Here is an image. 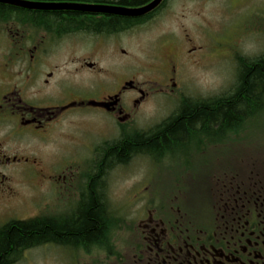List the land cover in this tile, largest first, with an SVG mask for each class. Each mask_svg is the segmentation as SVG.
Wrapping results in <instances>:
<instances>
[{"label":"rangeland","instance_id":"obj_1","mask_svg":"<svg viewBox=\"0 0 264 264\" xmlns=\"http://www.w3.org/2000/svg\"><path fill=\"white\" fill-rule=\"evenodd\" d=\"M11 13L5 11L0 16V62L7 61L10 67L24 66L25 60H30L27 50L26 53L22 50L30 47L28 41L50 40L45 33L33 30L27 32L22 26H16L24 22L17 15L19 12ZM17 40L19 42L15 43ZM57 40L46 50L47 60L65 62L73 56V49L81 53L92 47L94 53L99 49L105 51L104 47L108 48L106 43L110 42L103 44L90 38L81 41L75 38L73 42L66 36ZM116 44L127 48L129 56L135 59L124 60V66H128L129 62L132 70L137 72L136 80L148 86L155 98L143 107L145 116L140 119L142 124H139L153 123L181 105L177 101V93L166 97L158 92L157 81L171 82V79L166 80V74L178 82L174 86L183 94L219 96L231 90L237 71L236 56L253 57L264 52V0H166L152 22L127 32ZM192 47L199 48L188 54V49ZM94 53L90 54L102 59L99 64L101 70L109 68L110 74L120 63L119 60L104 59L106 54ZM174 64L177 72L173 77L169 72L173 71L171 66ZM65 67L61 65V69ZM117 76L112 74V89L116 87ZM85 78L95 83L98 76L90 73ZM71 79L73 81V77ZM89 118L94 119L90 114L82 113L77 118L79 121L68 119L58 124L61 131L55 134L59 138L57 144L51 141L44 144L30 133L14 137V146L30 159L12 163L16 171L10 173L9 194L6 195V190V197L0 198V225L7 220L64 214L69 210L76 190H84L85 173L92 165L89 146L93 137H97L98 123L94 124ZM241 124L239 128L236 127L238 129H231L234 131L229 130L221 140L206 142V147L202 144L210 159L206 173H212V178H215L214 174L227 173L225 170L235 164L241 168L239 163L242 159H247L245 162H250L254 171L264 172V111L254 118L244 119ZM12 126L11 121L0 127V135ZM111 134L110 130L108 135ZM188 147L184 149L185 152L179 149L164 151L158 163L151 161L152 154H149V158L139 155L105 170L110 207L118 219L108 230L105 244H93L90 251L79 247L68 249L55 244H42L23 250L14 264H131V249L135 241L131 226H135L147 200L161 199L166 195L158 194L153 187L167 192L173 186L176 189L179 185L193 188L203 183L197 170L200 168L198 159L190 164L185 160H177L180 166L170 161V153L176 159L183 156L177 157L180 153L196 152L194 148ZM61 152L65 156H61ZM190 165V169H196V173L182 168ZM173 195L169 193L167 197ZM178 195L181 200L183 195L196 203L201 200L198 188Z\"/></svg>","mask_w":264,"mask_h":264},{"label":"flooded vegetation","instance_id":"obj_2","mask_svg":"<svg viewBox=\"0 0 264 264\" xmlns=\"http://www.w3.org/2000/svg\"><path fill=\"white\" fill-rule=\"evenodd\" d=\"M30 1L139 7L150 0L139 5L123 4L120 0ZM164 3L165 0L162 4L160 3L161 5L159 4L160 7L158 5V8L155 7L138 17L76 10H10L9 13L20 12L25 16L21 19L24 24L16 26H22L27 32L33 30L45 33L50 41L43 39L28 41L30 47L22 50L25 53L27 50L30 60H25L24 66L10 67L7 61L0 62V127L13 122L10 130L0 135L1 199L9 194L10 173L16 171L12 168V163L30 159L14 146V137L30 133L45 142L44 144H49L50 141L52 144H57L59 138L55 134L57 131H61L58 124H62L68 119L79 121L77 119L79 115L86 113L94 119L98 118L96 121L92 118L89 120L94 124L98 123V130L101 131L97 130V137H93L94 140L90 142L92 165L84 177V190L86 191L82 188L76 190L72 206L63 213L65 216H69L77 211L84 195L88 193L89 178L95 175L103 178L100 183L103 187L107 208H110L105 180L107 174L104 169H102V173H97L101 172L100 164L108 159L110 150L115 149L120 142H127L132 137L144 135L153 127L172 118L184 101L205 102L207 97H216V95L183 94L174 86L178 82L173 81L172 77L168 78L166 74V80L171 79V82L157 81L158 92L166 97L174 96L177 93V101H180L181 105L153 123L140 125L142 124L140 119L145 116L143 107L155 98L148 86H144L142 82L136 80L137 72L132 70L129 62L128 66H124V60L135 59L129 56L127 48L120 47L116 42L125 37L127 32L143 28L152 22ZM33 12L46 14L74 12L76 20L81 21V24L72 29L57 30L30 18L31 16L28 14ZM108 16H115L120 21L107 28L102 26L95 29L93 27L96 21L103 20ZM63 36L69 37L73 42L75 38L78 41L90 38L103 44L110 41L106 43L108 48L104 47L105 51L99 49L95 53L106 54L104 59L107 60L120 61L112 72L114 75H119L116 80L114 79L116 87L112 89V74L109 73V68L105 67L108 69L104 71L99 66L102 59L90 54L94 53L93 47L90 50H85L84 53L75 52L73 49V56L65 62L47 60L46 50L49 45L56 44L57 38ZM18 42L19 40L15 41V43ZM198 48H189L187 53L190 54L191 50H198ZM61 65H66V67L61 69ZM67 66L70 68L67 69ZM171 68L173 71L169 73L174 77L177 67L174 64ZM90 73H95L98 76L96 86H94L96 82H90L88 78H85ZM154 103L156 104V102ZM110 130L112 134L108 135ZM98 133L101 137L98 136ZM220 138L222 136L214 138L204 136L198 139L202 143L191 142L189 147L194 148L196 151L194 153H184V149L187 148V145H184L179 149L184 152L178 154L177 157L183 156L176 159L172 157L171 153L169 154L170 161H173L175 166H180L177 160H185L189 164L199 160L200 168L197 170L203 178V183L193 188H198L201 200L196 203L190 200L187 195H183L182 200L180 199L178 193L192 190L190 185L187 188L184 185H179L181 190L173 186L171 191L167 192L159 191L154 186L153 188L158 191V194L166 193V195L161 199L158 197L157 200H147L135 226H131V234L135 239L131 249V264H264V172L254 171L252 164L245 162L247 159L241 161L240 158L241 168L235 164L225 170L227 173L223 174L224 176L214 174L215 178H212V173L210 175L206 173L210 166V159L202 146L206 147V142H217V140H221ZM74 154L72 153V155ZM139 155L147 158L150 156L141 152H133L127 156V159ZM61 156L65 155L61 152ZM161 156L162 153H153L150 159L159 162L158 158ZM69 157L71 158V156ZM253 166L255 165L253 164ZM190 167L191 165L182 168L185 171L196 173V169L191 170ZM6 190L5 195L4 191ZM169 193H174L173 197H167ZM184 197L186 200H183ZM7 222L8 220L3 224ZM109 229L106 231L108 232Z\"/></svg>","mask_w":264,"mask_h":264},{"label":"trees","instance_id":"obj_3","mask_svg":"<svg viewBox=\"0 0 264 264\" xmlns=\"http://www.w3.org/2000/svg\"><path fill=\"white\" fill-rule=\"evenodd\" d=\"M147 1L120 0L127 5H139ZM163 2L164 0L161 4ZM10 10L17 11L14 7L0 4V15L4 11L9 13ZM17 15L25 17L20 12ZM28 15L37 22L62 31L81 24V21L76 20L74 12H33ZM118 21L119 18L108 16L96 21L93 27L107 28ZM236 59L237 71L230 91L216 97H207L205 102L184 101L172 118L153 127L144 135L120 142L115 149L110 150L108 159L100 164L101 172L97 173H102V169L105 171L107 168L124 164L127 156L133 152L159 154L183 148L191 142L199 144L198 139L204 136H226L229 130L239 128L244 119L254 118L263 112L264 52L255 57L236 56ZM101 179L103 178L98 175L89 178L88 193L84 195L73 215H38L28 219L10 220L1 225L0 264H14L23 250L42 244H55L68 249L79 247L85 251H90L93 244H105L108 237L106 230L118 222V219L111 207L107 208Z\"/></svg>","mask_w":264,"mask_h":264},{"label":"water","instance_id":"obj_4","mask_svg":"<svg viewBox=\"0 0 264 264\" xmlns=\"http://www.w3.org/2000/svg\"><path fill=\"white\" fill-rule=\"evenodd\" d=\"M162 0H150L146 4L139 7H123L106 4H82L71 2H40L30 0H0V3H7L13 6L26 9L39 10H76L82 12L103 13L111 15H120L127 17L141 16L155 7H157Z\"/></svg>","mask_w":264,"mask_h":264}]
</instances>
